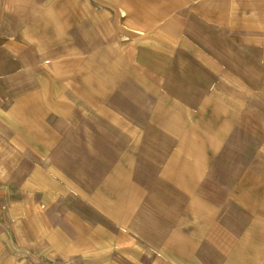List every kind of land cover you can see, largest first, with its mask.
Here are the masks:
<instances>
[{
	"label": "rangeland",
	"instance_id": "374dc122",
	"mask_svg": "<svg viewBox=\"0 0 264 264\" xmlns=\"http://www.w3.org/2000/svg\"><path fill=\"white\" fill-rule=\"evenodd\" d=\"M181 63L211 65L213 83L194 75L183 90L194 97H181ZM261 114L264 0H0V139L26 154L37 184L20 195L22 215L3 216L0 262L157 264L143 258L152 244L126 241L140 212L125 208L127 167L136 209L138 169L152 170L143 155L206 162L225 152L218 142H244L246 160L261 149L264 163ZM95 190L106 208H92ZM23 219L44 234L67 221L59 231L73 241L49 244L59 257L29 248L14 240ZM170 252L162 263L189 264Z\"/></svg>",
	"mask_w": 264,
	"mask_h": 264
},
{
	"label": "crops",
	"instance_id": "0c3cea01",
	"mask_svg": "<svg viewBox=\"0 0 264 264\" xmlns=\"http://www.w3.org/2000/svg\"><path fill=\"white\" fill-rule=\"evenodd\" d=\"M200 67L202 68L203 65L199 63L190 66L181 63L174 69L173 73L180 76L181 91H187L194 80V75L197 77L203 75L205 83L207 81L213 83L212 66L206 65L202 69ZM186 91H183L181 97L186 99L194 97ZM153 97L158 96H151ZM199 97L203 98L200 95ZM134 98L137 105L148 104L147 98L141 93L136 92ZM251 119V116H247L242 124ZM255 124L256 127L262 125L261 128L264 129V114L255 120ZM203 143L207 145L210 142ZM218 143L221 147H225L223 149L225 152H219L216 157L212 156L213 158L206 162L199 160L194 152L184 156L172 154L168 155V158L160 155L157 157L143 155L141 158L151 163L149 167L152 170L148 172L138 169V177H141L144 183L142 182L143 185L140 187L141 204L140 207L136 206V209L128 206L134 197V182L130 181L132 178L129 176L134 170L130 172L127 167L125 208L127 211L140 212L132 215L129 221L131 224H125L127 230L129 228L132 232L138 233L137 238L129 234L126 235V241L136 239L135 241L141 243L152 244L157 250L143 249L144 260H157V264H165L161 259H166L169 250L171 252L168 257L174 258L177 253L189 259V264H264V163L260 155L261 149L257 150L260 153L257 155L253 149L255 154L253 161H247L244 142ZM35 173L36 168L29 162L26 154L1 138L0 228L4 225L3 216L9 211L13 210L14 217L20 213L22 215L23 198L20 195L25 193L28 187L30 190H35L34 186L37 185ZM94 178L96 180V175ZM146 180L149 190H145ZM84 191L87 193L85 186ZM99 195L95 190L93 194L95 203L92 207L95 211L103 207L102 204L100 207L96 204V197L97 202L99 197L101 202ZM112 197L111 194V200ZM116 204L117 199L109 209H114L113 206ZM26 223V219L21 220L19 226L22 232L15 235L14 240L27 244L29 248L44 249L46 254L59 257L61 254L53 252L49 244L73 241L70 236L59 231L61 226H69L67 221L50 222L53 224L50 225L51 227H54V224L58 226V229H53L57 231L54 232L58 236L54 235V232L44 234L43 231L38 233L37 230L35 233L30 230L29 233ZM95 226L101 227L98 224ZM3 236L4 234L0 233V260L5 258L4 249H1L6 239ZM162 243L163 245L173 243V245L172 248L162 252ZM142 264H146L145 261Z\"/></svg>",
	"mask_w": 264,
	"mask_h": 264
}]
</instances>
